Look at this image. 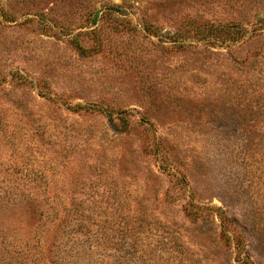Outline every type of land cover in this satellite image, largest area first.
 Returning a JSON list of instances; mask_svg holds the SVG:
<instances>
[{
    "label": "rangeland",
    "instance_id": "374dc122",
    "mask_svg": "<svg viewBox=\"0 0 264 264\" xmlns=\"http://www.w3.org/2000/svg\"><path fill=\"white\" fill-rule=\"evenodd\" d=\"M85 1L0 0V264H264V0Z\"/></svg>",
    "mask_w": 264,
    "mask_h": 264
},
{
    "label": "trees",
    "instance_id": "16d2710c",
    "mask_svg": "<svg viewBox=\"0 0 264 264\" xmlns=\"http://www.w3.org/2000/svg\"><path fill=\"white\" fill-rule=\"evenodd\" d=\"M54 1V0H52ZM58 3L59 2H62L64 0H57ZM68 2H70L72 4V8L76 7L77 9H80L83 11H86V14H82L81 16L83 17H86V19H89L91 22L93 21L94 24L98 23V20L99 18L101 17V12H103V16H106V17H110L111 15L113 14H120V15H126L128 14V12H126V8L124 10V12H122L121 10H119L120 8H123V6H120V5H117V8L118 9H115L114 7L112 6H101L99 8L96 7V4H92V2H86L85 0H67ZM176 1H181V0H156L157 2V5L159 6V8L163 7V8H166V5L169 3V2H176ZM55 4V2H54ZM115 6V4H114ZM143 6V4L141 5ZM140 6V7H141ZM143 7L145 8H148L146 7V5H144ZM147 10V9H145ZM199 19V18H198ZM264 19L260 22L261 24L264 23L263 22ZM192 23V27L196 29V31L199 33V34H202L204 32V23L203 22H200L199 20L193 18L192 21L190 22ZM233 28V29H232ZM227 30H225L226 34L229 35V36H234V39L233 40H239L241 39L240 37L241 34H242V30L244 29L243 26H237L236 28L235 27H231V28H226ZM261 30V28L259 29ZM97 31V27L96 28H92L91 32H96ZM81 34V32H77V34L75 35V38H79L78 36ZM178 40V39H177ZM217 37L213 39H210V43L214 46L216 45L217 43ZM79 45H80V42L78 41L77 42ZM179 45H182L181 43ZM239 123H242L241 121H239ZM260 123V120L258 119H255L253 121V123H249L247 124V128L246 131H248V128L249 127H253L255 124H259ZM192 207H194V209L192 208L191 209V213H192V216L194 218H197L198 216H200V214H202V210H206L205 207L203 205H197V206H193V204L191 203ZM225 217V215L223 216ZM230 239V237H229ZM240 241H242V239L240 238ZM239 264H251L252 261L250 260V257L248 255H241L240 254V258H239Z\"/></svg>",
    "mask_w": 264,
    "mask_h": 264
}]
</instances>
